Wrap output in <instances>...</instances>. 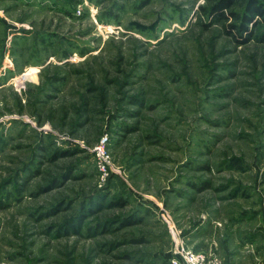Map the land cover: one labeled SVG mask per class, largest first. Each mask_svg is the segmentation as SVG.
<instances>
[{"label": "rangeland", "instance_id": "obj_1", "mask_svg": "<svg viewBox=\"0 0 264 264\" xmlns=\"http://www.w3.org/2000/svg\"><path fill=\"white\" fill-rule=\"evenodd\" d=\"M218 1L0 0V264H264V0Z\"/></svg>", "mask_w": 264, "mask_h": 264}, {"label": "built area", "instance_id": "obj_2", "mask_svg": "<svg viewBox=\"0 0 264 264\" xmlns=\"http://www.w3.org/2000/svg\"><path fill=\"white\" fill-rule=\"evenodd\" d=\"M171 264H225L221 258L214 254L197 251L186 247L183 243L179 245L177 253L170 260Z\"/></svg>", "mask_w": 264, "mask_h": 264}, {"label": "trees", "instance_id": "obj_3", "mask_svg": "<svg viewBox=\"0 0 264 264\" xmlns=\"http://www.w3.org/2000/svg\"><path fill=\"white\" fill-rule=\"evenodd\" d=\"M231 4H232L231 0H219L215 5H213V7L209 11V13L212 14V17L215 18V21H219V20H221V18H223L225 16L224 15L225 8L230 7ZM247 9L249 11H251L252 13H258V15L263 13L261 6H259V4L258 5L255 4V0H251L248 3ZM243 17H244L246 24H247L253 20L254 16L246 13ZM232 26H234V25H232ZM245 26H244V29L246 28ZM248 33H249V35L246 37L245 42H247L251 39V36H250L251 32H248Z\"/></svg>", "mask_w": 264, "mask_h": 264}, {"label": "crops", "instance_id": "obj_4", "mask_svg": "<svg viewBox=\"0 0 264 264\" xmlns=\"http://www.w3.org/2000/svg\"><path fill=\"white\" fill-rule=\"evenodd\" d=\"M244 243H247V244L245 245V247L248 248V247L253 246L254 244H256V241H254V240H253V241H250V242H249V241H248V242L245 241ZM261 246H262V245H261ZM257 248H260V245L257 246ZM251 250H252V251H255V250H254V247H253V249H251ZM259 250H260V249H259ZM262 251H264V250H262ZM256 256H257V255H256ZM260 257H261V256L258 255V256L256 257V259L260 261ZM233 258H234V261H233V262H234L235 264H238V263L240 264L241 262H244V261H242V259H240V257H238V256H235V255H234V256L232 257V260H233ZM259 261L257 262V261H255V260H253L250 264H259Z\"/></svg>", "mask_w": 264, "mask_h": 264}]
</instances>
